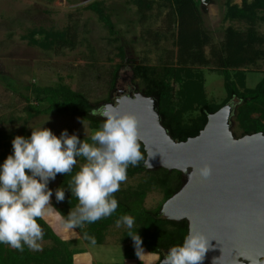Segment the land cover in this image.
<instances>
[{"label": "rangeland", "instance_id": "obj_1", "mask_svg": "<svg viewBox=\"0 0 264 264\" xmlns=\"http://www.w3.org/2000/svg\"><path fill=\"white\" fill-rule=\"evenodd\" d=\"M148 1L155 3L152 10L144 11L142 17L130 0H0V135L6 137L2 144L7 142L11 148V152L7 153L2 147L0 155L6 158L11 154L13 137L30 136L32 129L45 127L57 137L61 131L67 130L69 135L75 133L78 138L84 139L94 133L88 123L78 117L28 114V105L39 111L45 109V106L34 102L35 88H53L58 85L69 87L74 92L84 94L95 109L113 103L121 88L134 89V92L141 89V82L132 73L134 63L143 62L158 71L165 64L177 66V33L175 29L168 28L169 8L158 0ZM209 1V7L200 4L199 8L203 30L214 45L222 43L227 28L239 31L247 29L244 23L224 22L228 0ZM232 2L241 5V0ZM95 3L102 4L106 15L111 18L114 35H111L99 16L88 9ZM262 16L264 18V13ZM256 28L264 35V21L259 22ZM39 31L67 33L72 43L70 46L54 44L48 50L34 46L30 43V36L32 32ZM36 40L42 42L43 38L37 36ZM120 48L124 58L120 55ZM205 54L211 59L209 48ZM191 69H198L202 74L207 100L212 104H223L228 96L224 76L216 72L213 65ZM242 71L246 75V88L254 89L263 79L264 62ZM116 72L118 80L113 86L112 79ZM232 102L237 108L239 100L234 99ZM235 117L236 113L232 119L233 133L239 139L243 136ZM82 163L84 160L79 158L74 168L79 170ZM145 178V175L127 174V180L121 184L119 191H135L145 182ZM61 183L62 178L55 177L48 185L53 190L50 203L55 210L59 203L55 200L54 192L61 187ZM161 205H164L162 191L152 189L145 199L144 207L155 210ZM43 220L56 234L59 232V237L68 246V241H73L71 238L74 235V240L83 241L77 228L72 230V234L65 233L56 215ZM128 230L123 224L120 227L115 224L109 228L104 242H123ZM39 243L40 250L30 249L32 253L53 246L50 241L43 239ZM154 256L149 255L150 258Z\"/></svg>", "mask_w": 264, "mask_h": 264}, {"label": "trees", "instance_id": "obj_2", "mask_svg": "<svg viewBox=\"0 0 264 264\" xmlns=\"http://www.w3.org/2000/svg\"><path fill=\"white\" fill-rule=\"evenodd\" d=\"M158 1L168 6V28L175 29L177 33V66L165 64L158 71L154 67L146 66L143 62L134 63L133 76L141 82L142 86L136 93L140 92L148 98L158 99L163 126L177 142H186L188 139L197 137L205 128L208 116L215 114L234 99L239 100L235 120L242 136L263 133L264 72L261 82L254 89H247L246 75L242 70L256 67L260 62H264V35L260 34L256 28L259 22L264 21L262 16L264 0H241V5L234 4L232 0L226 2L224 22L244 23L247 29L239 31L227 28L220 45H214L209 35L203 30L202 14L199 8L201 0ZM130 2L137 7L141 16L144 15V11L152 10L155 3L148 0H130ZM88 9L99 16L111 35L115 34L111 18L106 15L102 4L95 3ZM37 36H41L43 41L36 40ZM30 39L32 45L46 50L51 49L54 44L70 46L72 43L70 36L64 32L56 34L44 31L32 32ZM207 48L210 49L211 59H208L205 54ZM120 55L124 58L121 48ZM211 65L216 72L224 76V87L228 96L221 105L212 104L207 100L202 74L198 72V69L193 71L191 69L206 68ZM112 80L114 86L118 80L117 72ZM33 93L34 102L45 106V109L39 111L32 105H28V114L78 117L88 123L93 131L98 130L104 120L102 117L91 115L94 108L87 97L72 91L69 87L58 85L53 88H35ZM5 139V136L0 135V149L3 147L8 153L11 152V148L7 142L2 144ZM79 139L91 143L90 138ZM140 150L146 160L142 144ZM4 159L5 156L0 155V163ZM144 164L145 162L141 161L135 167L131 165L128 167L129 176L145 175V182L135 191L114 193L118 207L112 215L77 228L84 243L93 244L85 238L87 234L94 237V244H103L109 228L115 225L117 219L124 214L135 218V226L125 233V239L122 242L126 245V258L136 257L133 241L129 235L138 234L142 240V250L150 255L159 254L161 259L168 248L182 243L184 236L188 233V224L169 222L160 215L162 205L155 210H147L144 203L152 189L161 190L163 203H166L182 188L183 176L179 172H168L163 169L148 171ZM77 171L78 169L73 167L70 173L56 175L62 178L61 187L65 188L64 200L56 205L57 211L64 216L70 210H74L78 204L77 198L67 189L71 184L72 176ZM37 222L43 229V240L50 241L53 246L39 253H32L27 246H24L21 252L6 244H0V264H73L74 252L68 244L43 219H38Z\"/></svg>", "mask_w": 264, "mask_h": 264}, {"label": "clouds", "instance_id": "obj_3", "mask_svg": "<svg viewBox=\"0 0 264 264\" xmlns=\"http://www.w3.org/2000/svg\"><path fill=\"white\" fill-rule=\"evenodd\" d=\"M91 115L105 118L90 136L91 143L79 139L75 133L69 135L67 130L57 137L45 127L32 129L29 137H13L12 153L0 163V244L21 252L24 246L39 251L44 233L38 219L56 215L62 229L73 232L86 223L112 215L118 207L113 194L127 180L128 167L141 161L151 166L150 159L145 160L140 150L135 115L121 114L113 105L95 108ZM79 158L84 163L67 187L78 204L64 216L50 203L53 190L48 185L57 174L70 173ZM192 171L203 179L212 174L207 163ZM54 196L57 202L63 201L65 188H56ZM134 222L133 216L124 214L117 219L116 226L123 224L132 229ZM129 237L136 255H143L140 236ZM85 238L95 243L94 237L85 234ZM209 241L204 233L190 227L182 243L168 248L163 259L157 254L158 264H202Z\"/></svg>", "mask_w": 264, "mask_h": 264}, {"label": "water", "instance_id": "obj_4", "mask_svg": "<svg viewBox=\"0 0 264 264\" xmlns=\"http://www.w3.org/2000/svg\"><path fill=\"white\" fill-rule=\"evenodd\" d=\"M209 2L201 0V5L209 7ZM107 105L136 116L148 171L182 174V188L160 215L186 222L188 231L191 227L209 238L202 264H264V132L237 139L236 105L230 102L208 116L197 137L177 142L163 126L158 99L138 92ZM204 163L212 169L207 179L192 171Z\"/></svg>", "mask_w": 264, "mask_h": 264}, {"label": "crops", "instance_id": "obj_5", "mask_svg": "<svg viewBox=\"0 0 264 264\" xmlns=\"http://www.w3.org/2000/svg\"><path fill=\"white\" fill-rule=\"evenodd\" d=\"M57 235L60 236L59 232ZM74 237L76 238L75 235L71 238L73 241H68L70 249L74 252L73 264H158L157 256L150 258V254L145 251H142L143 255L139 257L136 255L135 258H126V245L122 242L86 244L82 240H74Z\"/></svg>", "mask_w": 264, "mask_h": 264}, {"label": "flooded vegetation", "instance_id": "obj_6", "mask_svg": "<svg viewBox=\"0 0 264 264\" xmlns=\"http://www.w3.org/2000/svg\"><path fill=\"white\" fill-rule=\"evenodd\" d=\"M136 92H134V89L133 91H130V90H127L126 88H121L118 92H117V95L115 96V100L113 103L116 102V100H118L119 98H122L123 96H126V95H131V94H134Z\"/></svg>", "mask_w": 264, "mask_h": 264}]
</instances>
